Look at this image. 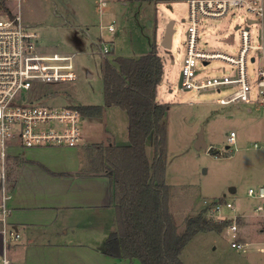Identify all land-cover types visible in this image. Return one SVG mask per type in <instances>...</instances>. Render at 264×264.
Here are the masks:
<instances>
[{
	"label": "rangeland",
	"instance_id": "obj_1",
	"mask_svg": "<svg viewBox=\"0 0 264 264\" xmlns=\"http://www.w3.org/2000/svg\"><path fill=\"white\" fill-rule=\"evenodd\" d=\"M9 4L15 14H20L25 26L38 35L41 51L76 55L77 81L71 86H50L37 94L39 97L46 92L43 103L48 105L52 104L50 99L53 98L57 105L72 98L80 105L104 106L105 59L119 56L138 58L148 54L151 44L156 42L164 64L158 100L171 106L164 130L165 182L169 186L166 202L174 229L182 233L187 220L199 214L216 222H221L218 218L229 221L221 232H203L193 237L182 251L181 261L183 264H264V256L257 252L256 246L250 248L251 242H248L250 236L257 235L264 228V219L255 218L256 228L252 232L245 230L247 223L242 218H237L239 240L248 246L246 253L231 247V234L228 232L231 219L238 214L254 216L255 205L262 203L249 196L248 192L250 188L264 187V135L259 136L241 127L242 122L236 119L249 115L248 104L217 103L219 97L226 95L227 88L220 93L217 89L197 91L180 88L191 27L186 1L20 0V8L17 2ZM172 20L175 21L173 44L170 50H166L161 42L166 26ZM110 24L114 25V32L108 30ZM240 24L244 28L247 26L246 15L237 12L221 19H203L199 26V50L223 52L237 58L241 31L236 27ZM250 28L254 42L258 43L262 23L252 24ZM105 45H112L113 52L104 54ZM255 68V65L248 64L250 74L255 73ZM194 70V80L199 82L235 74L230 64L222 60H213L208 65L198 60ZM104 110V117L83 121V130L90 133L92 140H97L109 129L117 134V144H126L122 137L128 135L127 113L118 107H104ZM235 126L240 127L238 131L241 132L236 136L235 145L231 146L233 152L223 155L228 146V134ZM201 129H204L205 141L218 151L217 155L195 148ZM9 151L14 152L15 149ZM147 153L152 160L154 148L151 145L147 147ZM89 164L87 160L86 165ZM231 188H236V192L232 193ZM226 202H231L237 211L227 209ZM217 204H221L218 217L212 218L209 210Z\"/></svg>",
	"mask_w": 264,
	"mask_h": 264
},
{
	"label": "built area",
	"instance_id": "obj_2",
	"mask_svg": "<svg viewBox=\"0 0 264 264\" xmlns=\"http://www.w3.org/2000/svg\"><path fill=\"white\" fill-rule=\"evenodd\" d=\"M189 7L188 20L191 23L185 69L182 72V88L197 91L217 89L220 93L227 88L226 95L219 97L220 105L264 103V44L262 39L255 43L249 21L261 23L264 20V0H184ZM11 2L20 0H0V234L3 237V253L0 264H12L7 254L8 244L18 241L20 234L10 225V190L7 179V158L11 148L23 147H78L84 143L82 123L85 117L78 109V102L65 99L61 105L43 103L47 96H37L50 86H60L77 81L76 55L46 53L38 46V35L23 23L20 14H15ZM246 15V27L238 25L241 31V48L235 58L223 52L200 51L198 45L199 26L203 19H221L229 14ZM249 27V28H248ZM114 32L113 24L108 26ZM104 54L113 52L111 45L103 47ZM208 65L213 60L229 63L234 75L207 81L194 80L196 61ZM248 64L255 65L254 74L248 71ZM225 68L223 72L225 73ZM67 100L69 103L67 104ZM236 133L228 134V146L223 155H231ZM238 149V148H237ZM249 196L262 201L254 208L257 215H264V187L249 189ZM209 210L212 218L218 217L221 204ZM227 209L236 212L231 202ZM238 216L231 219L228 232L231 247L246 253L248 246L239 240ZM218 220L224 221L222 218ZM264 253V248L260 249Z\"/></svg>",
	"mask_w": 264,
	"mask_h": 264
},
{
	"label": "crops",
	"instance_id": "obj_3",
	"mask_svg": "<svg viewBox=\"0 0 264 264\" xmlns=\"http://www.w3.org/2000/svg\"><path fill=\"white\" fill-rule=\"evenodd\" d=\"M261 23L259 40L264 44V20ZM245 104L249 106V115L236 119L242 122L241 127L263 136L264 103ZM239 129L235 126L230 132L238 135ZM89 134L83 130L84 143L74 148L19 146L9 152L8 157L16 161L9 191L10 225L20 234V239L7 247L12 264H142L137 259L107 254L110 236L118 234L114 181L87 169L95 166L93 161H99L101 152L106 154L107 147L129 144V119L128 135L122 137L126 144H117V134L109 129L97 140H92ZM93 144L102 147L87 148ZM231 189L236 192V188ZM237 216L247 223L245 230L252 232L256 228L255 218L264 219V215L256 213ZM250 237V248L256 246L257 252L264 256L260 252L264 248V228ZM3 249L0 234V257Z\"/></svg>",
	"mask_w": 264,
	"mask_h": 264
},
{
	"label": "trees",
	"instance_id": "obj_4",
	"mask_svg": "<svg viewBox=\"0 0 264 264\" xmlns=\"http://www.w3.org/2000/svg\"><path fill=\"white\" fill-rule=\"evenodd\" d=\"M163 75L164 64L156 42L151 44L148 54L138 58H106L103 64L105 105L77 106L85 118H102L104 107H118L128 115L129 144L107 147L106 154L101 152L99 161H93L92 170L114 181L118 234L110 236L107 254L137 259L142 264H183L181 253L193 237L203 232H221L229 224V221L216 222L199 214L187 220L182 233L174 229L166 202L169 186L165 182L164 130L171 106L158 100ZM149 145L154 148L152 160L147 153ZM13 161L7 158L9 190L14 179L12 165L16 161Z\"/></svg>",
	"mask_w": 264,
	"mask_h": 264
},
{
	"label": "water",
	"instance_id": "obj_5",
	"mask_svg": "<svg viewBox=\"0 0 264 264\" xmlns=\"http://www.w3.org/2000/svg\"><path fill=\"white\" fill-rule=\"evenodd\" d=\"M250 24H255L258 23V21H249ZM175 21H170L165 29L163 40L161 42V45L164 49L170 50L172 48L173 44V35L175 33V28H174ZM249 28V27H248ZM236 29H239V26L236 27ZM206 64V63H205ZM182 78L183 74L181 73L180 75V80H179V86L182 88ZM195 148L200 150V149H205L209 154L211 155H217L218 151H214V148L211 147L206 141L204 137V129H201L200 132L198 133V137L195 143ZM231 192H234V189L230 190Z\"/></svg>",
	"mask_w": 264,
	"mask_h": 264
}]
</instances>
